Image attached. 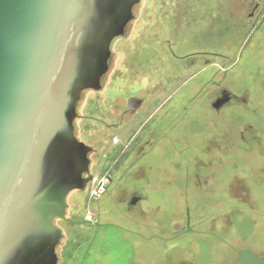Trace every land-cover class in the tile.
Listing matches in <instances>:
<instances>
[{
    "label": "flooded vegetation",
    "instance_id": "af4514ba",
    "mask_svg": "<svg viewBox=\"0 0 264 264\" xmlns=\"http://www.w3.org/2000/svg\"><path fill=\"white\" fill-rule=\"evenodd\" d=\"M212 1H201L208 2L204 15L212 16L216 10L214 19L224 23V33H161V52L178 61L173 77L166 76L163 66L151 67L145 61L141 69L149 71V77L138 78L134 75L140 70L132 62L125 78L116 68L111 95L101 93L103 79L99 90L82 93L81 97L90 92L84 113L76 117L84 123L77 129L74 121V127L78 140L90 147L89 171L83 175L89 180L84 190L68 193L64 217L54 219L62 232L57 264L60 260L64 264H231L245 249L264 257V250L247 237H242L244 245L232 240L229 226L230 219L238 216L233 214H244L234 204L237 196L249 198L243 209L252 212V196L264 199V33H252L264 29V0H217L210 7ZM199 4V0H159L157 5L170 20L171 31L178 26L193 31L199 18H206L198 14ZM236 9L242 16L233 19L247 18L243 23L247 33H225L230 32ZM173 38L178 45L172 44ZM232 41L239 42L244 67L254 69L255 106L248 89L237 93L209 78L188 92L185 82L198 71L184 80L178 78L182 69L192 70L200 57L206 66L215 65L216 58L229 60L231 55L218 48H227ZM247 45L251 48L243 51ZM176 81L180 93L167 94L168 85ZM206 85L212 90L204 95ZM94 134L98 147L90 143ZM95 184L102 188L91 193ZM74 192L79 194L72 196ZM152 196L176 197L179 205L172 207L167 219H157L161 206L151 201ZM204 202L212 216L196 221L195 211H203ZM111 232L118 234L111 237Z\"/></svg>",
    "mask_w": 264,
    "mask_h": 264
},
{
    "label": "water",
    "instance_id": "95a60500",
    "mask_svg": "<svg viewBox=\"0 0 264 264\" xmlns=\"http://www.w3.org/2000/svg\"><path fill=\"white\" fill-rule=\"evenodd\" d=\"M141 0H0V264H57L66 196L84 190L75 135ZM231 264H264L245 249Z\"/></svg>",
    "mask_w": 264,
    "mask_h": 264
},
{
    "label": "rangeland",
    "instance_id": "374dc122",
    "mask_svg": "<svg viewBox=\"0 0 264 264\" xmlns=\"http://www.w3.org/2000/svg\"><path fill=\"white\" fill-rule=\"evenodd\" d=\"M158 1L159 0H141V6H137L134 10L135 15H139V17H135L133 21L130 22V24L127 27V32L124 38H116L111 44V51H112V63L109 72L107 75L103 78V90L102 94H109L111 95L110 90V82L111 79L115 78L116 75L119 73L122 77H127L128 67L133 62L135 63V67L139 68L140 72H136V77L138 78H145L149 77V71L147 73H144L142 71L141 67L143 65V62H149L151 67L153 66H163L166 71V76L168 78L173 77V69L175 67L174 64H176L178 61L175 58L174 55L169 54L167 52H161V47L163 46L161 33H194V31H197V33H224L221 31V28L223 27V22H218L219 20L214 19V16L217 14V11L214 10V14L212 16L207 17L205 14L206 7L208 5V2H201L202 0H199V8H198V14H203L206 16V18L200 17L197 26L194 27L192 31V27L186 29L182 26V29H179L180 27H176V29L171 31V24L169 23V19H166L164 16H162V13L158 10ZM208 1V0H205ZM215 1L213 0V4L210 3V7H214ZM235 9V7H233ZM233 16H242L239 11L233 10L232 13V19L230 20V32L225 31V33H247L246 29L247 27L243 26L247 18L244 19V22L236 21L233 19ZM177 17V16H176ZM190 18V17H189ZM179 24V23H178ZM226 25V24H225ZM194 26V24H193ZM220 30V31H219ZM154 33V34H153ZM252 33H264V29L260 31H254ZM177 38H173L172 44L178 45L179 43L176 40ZM212 42V41H211ZM201 40L199 41V44H201ZM206 45V44H205ZM249 48H251V45H247L243 51H249ZM205 50H211V48H206ZM218 50L222 53H226L228 55H231V58L229 60L223 61L222 59H215V65H209L206 66L204 63H202L201 57L200 60L194 65V68L192 67V70H181V75L178 76V78L186 79V77H189L191 74H193L195 71H198L195 75H193L192 78L188 79L187 82H185V87L187 88L188 92L193 90L194 88H199L203 84L206 83V81L209 80V78H214L215 81L220 82L222 85H227L231 89L235 90L237 93L241 91V89H248L249 93H251L250 103L251 106L257 105V100L255 99L254 93H256V86L254 81V73L251 72L254 69L253 68H245L243 63L241 62L242 59H240V53L239 52V42H231L230 46L227 48H223L222 46L218 48ZM242 50V49H241ZM133 51V54L131 53ZM183 51H179L177 55H181ZM136 56H133V55ZM204 57V56H203ZM138 62H140V65L138 66ZM184 67V66H183ZM118 70V73L115 72V70ZM154 70V69H153ZM152 70V71H153ZM153 72L154 76H156L157 69ZM193 72V73H191ZM152 73V72H151ZM244 73H248L249 75H244ZM153 77V75H150ZM178 81L173 82L171 86L168 85L167 87V94H179L180 91L178 88ZM183 90V89H182ZM212 90L211 85L205 86V94H208ZM182 92V91H181ZM192 92V91H191ZM90 92H85L83 96L80 98L81 102L78 103L77 106V114L81 115L84 113V106L86 103L87 98L89 97ZM169 110L170 107L168 108ZM242 110V109H241ZM243 111V110H242ZM247 114V113H245ZM84 122L81 119H76L75 124L77 126V129H79V126L82 125ZM92 130V129H91ZM190 135H192V129L188 130ZM95 132V131H94ZM92 139H90V143L93 144L94 147L97 146V137L96 135L91 136ZM195 138V137H194ZM191 140V138L189 139ZM97 157V156H95ZM96 161L93 160L91 169L93 170L95 167ZM168 168V167H167ZM170 168V167H169ZM168 168V169H169ZM98 174V167L94 171ZM168 174L171 173L170 169L167 171ZM236 194L238 195L239 187L236 186L235 189ZM234 191V192H235ZM75 193L79 194V192H74L71 195L75 196ZM237 202L234 203L236 205L240 206V209L244 211V214L242 213H236L233 215H238L235 217V219H230L229 226H231V232H232V240H235V242L238 245H244L245 240L242 237H247L248 242H253L256 244L261 250H264V199L261 197H253L252 201H254L255 208L254 212L249 210H244L245 207L244 203L249 202L248 197H236ZM176 197H172L171 199L167 198H161L158 196H152L151 201L154 203H158L161 208L159 211L161 213H155L157 214V219L159 216L161 218L167 219L170 217L172 210V207L175 205H179V201ZM240 203H239V202ZM245 201V202H243ZM207 203L204 202L205 208L203 211H195V219L196 221H202L203 218L205 221H208L209 218L212 216L211 212L212 209L206 208ZM254 207V206H253ZM110 218L118 217L114 214H108ZM154 219V218H152ZM157 221L156 219H154ZM79 227H77L78 229ZM117 232H111V237H115ZM235 234V235H234ZM241 234V235H237ZM71 243H69L68 246H70ZM70 248V247H69ZM221 249V248H220ZM217 249L214 250L216 253ZM74 253H78L76 250ZM220 251H218V254ZM59 264H64L63 260H60Z\"/></svg>",
    "mask_w": 264,
    "mask_h": 264
},
{
    "label": "built area",
    "instance_id": "2783aa9c",
    "mask_svg": "<svg viewBox=\"0 0 264 264\" xmlns=\"http://www.w3.org/2000/svg\"><path fill=\"white\" fill-rule=\"evenodd\" d=\"M101 188L102 187L100 186V184L99 185L95 184V185L92 186L91 193H95L96 191H100Z\"/></svg>",
    "mask_w": 264,
    "mask_h": 264
}]
</instances>
